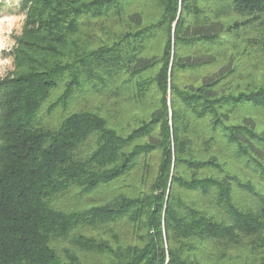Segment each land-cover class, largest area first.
<instances>
[{
  "label": "trees",
  "instance_id": "1",
  "mask_svg": "<svg viewBox=\"0 0 264 264\" xmlns=\"http://www.w3.org/2000/svg\"><path fill=\"white\" fill-rule=\"evenodd\" d=\"M32 1L0 264H264V0Z\"/></svg>",
  "mask_w": 264,
  "mask_h": 264
},
{
  "label": "rangeland",
  "instance_id": "2",
  "mask_svg": "<svg viewBox=\"0 0 264 264\" xmlns=\"http://www.w3.org/2000/svg\"><path fill=\"white\" fill-rule=\"evenodd\" d=\"M32 0H0V35L7 36L10 41H15L9 49H0V60L10 59L11 67L7 71H0V102L1 98L5 95L7 91V87H9L13 79L21 73L25 72L26 65L22 60L32 59V55L29 54L28 48L30 41L35 37L33 34V29H36V25H32V20H29L30 12L33 11L34 5L32 4ZM143 3V2H142ZM142 4L140 2L134 4L132 6L133 9L140 8ZM28 15V16H27ZM38 37L36 39L37 44L39 45V49L41 46H47L49 43L45 45L42 39ZM43 55V51H38L34 55V57H41ZM258 58V62H264V53L256 54ZM246 58L242 61L246 63ZM7 67V66H0ZM257 71L261 72L263 70L262 65H256ZM208 71V70H207ZM206 72V71H205ZM191 76V74H189ZM186 82H190L191 77H184ZM1 108V103H0ZM135 112H139V110L133 109ZM260 116L262 117V124L259 125L258 129H264V116L263 112H260ZM259 122V120H258ZM260 122V123H261ZM1 130H2V118H0V146L1 143Z\"/></svg>",
  "mask_w": 264,
  "mask_h": 264
},
{
  "label": "clouds",
  "instance_id": "3",
  "mask_svg": "<svg viewBox=\"0 0 264 264\" xmlns=\"http://www.w3.org/2000/svg\"><path fill=\"white\" fill-rule=\"evenodd\" d=\"M14 43L15 41H10L7 36L0 35V49H9ZM0 66H7L0 68V71H7L11 67V60H0Z\"/></svg>",
  "mask_w": 264,
  "mask_h": 264
}]
</instances>
